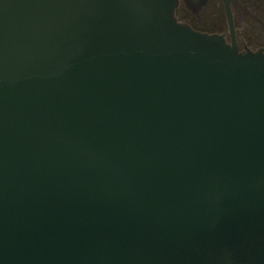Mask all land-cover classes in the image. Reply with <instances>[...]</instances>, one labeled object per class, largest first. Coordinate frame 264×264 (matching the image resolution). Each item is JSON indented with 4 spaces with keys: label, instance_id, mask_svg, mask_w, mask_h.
Instances as JSON below:
<instances>
[{
    "label": "water",
    "instance_id": "1",
    "mask_svg": "<svg viewBox=\"0 0 264 264\" xmlns=\"http://www.w3.org/2000/svg\"><path fill=\"white\" fill-rule=\"evenodd\" d=\"M176 2L0 0V264H264V54Z\"/></svg>",
    "mask_w": 264,
    "mask_h": 264
},
{
    "label": "flooded vegetation",
    "instance_id": "2",
    "mask_svg": "<svg viewBox=\"0 0 264 264\" xmlns=\"http://www.w3.org/2000/svg\"><path fill=\"white\" fill-rule=\"evenodd\" d=\"M173 15L195 31L221 36L238 51L264 54V0H177Z\"/></svg>",
    "mask_w": 264,
    "mask_h": 264
}]
</instances>
